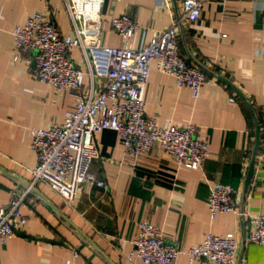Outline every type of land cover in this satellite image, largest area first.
<instances>
[{
    "label": "crops",
    "instance_id": "1",
    "mask_svg": "<svg viewBox=\"0 0 264 264\" xmlns=\"http://www.w3.org/2000/svg\"><path fill=\"white\" fill-rule=\"evenodd\" d=\"M168 5L159 8L156 0H105L98 36L102 45L120 46L121 38L112 31L109 19L128 14L139 24L132 41L137 48L154 33L177 22L179 53L188 64L206 72L210 80L194 99L190 90L178 88L171 76L160 73L152 63L144 94L145 115L159 125L198 126L200 133L208 137L209 157L201 169L177 166L174 158L155 144L131 166L117 134L104 130L93 136L98 158L88 171L95 179L104 180L106 187L83 183L74 202L68 205L44 183L31 186L37 155L30 148L28 130L61 124L65 111L72 109V97L34 79L30 57L13 62L11 52L12 30L36 11L49 13L62 33H71L65 2L0 0V206L10 201L13 193L31 187L21 207L26 223L18 232L37 237L16 235L2 245L0 264H64L73 250L79 253L77 264H109L46 208L45 199L113 264H145L138 259L127 260L141 221L161 229L165 238L181 250L200 244L208 234L232 233L238 240L236 261L242 247L238 264H264V246L248 241L253 228L250 218L264 214V129H260L254 174L244 195L255 127L240 96L217 78L230 81L245 96L256 117L261 114L264 0H208L199 19L193 22L182 18L179 2L168 0ZM70 56L80 60L76 51ZM215 182L234 189L235 211L211 220L205 202L209 186ZM177 264L210 263L203 259L190 261L180 254Z\"/></svg>",
    "mask_w": 264,
    "mask_h": 264
},
{
    "label": "built area",
    "instance_id": "2",
    "mask_svg": "<svg viewBox=\"0 0 264 264\" xmlns=\"http://www.w3.org/2000/svg\"><path fill=\"white\" fill-rule=\"evenodd\" d=\"M176 1L180 3L182 18L193 22L199 19L201 8L208 0ZM64 2L71 33H62L55 18L42 11L34 12L11 33L13 62L29 56L33 61L30 74L34 79L72 97V109L65 111L61 124L28 130L30 148L37 155L31 171V186L44 183L68 205L74 202L83 183L105 188V181L95 179L88 171L98 158L93 136L104 130L117 134L131 166L158 144L174 158L177 166L201 169L209 157V140L198 126L159 125L145 115L144 94L152 63L160 73L171 76L178 88L190 90L194 99L210 80L206 72L188 64L179 53L177 22L134 48L132 41L138 22L128 14L112 16L109 24L121 38V45L106 46L98 36L105 0ZM156 6L167 8L168 0H156ZM75 51L80 60L71 58V52ZM261 53L264 55V50ZM260 113V129H264V106ZM28 192L29 189L13 193L11 200L0 206V248L25 225L21 207ZM234 198L231 186L220 182L211 184L205 202L209 218L213 220L218 214L235 211ZM250 221L253 228L248 241L264 246V214L253 216ZM237 250L238 240L232 233L208 234L200 244L181 250L165 238L161 229L141 221L127 260L177 264L178 256L183 254L190 261L203 259L210 264H235ZM78 257V251L73 250L64 264H77Z\"/></svg>",
    "mask_w": 264,
    "mask_h": 264
},
{
    "label": "water",
    "instance_id": "3",
    "mask_svg": "<svg viewBox=\"0 0 264 264\" xmlns=\"http://www.w3.org/2000/svg\"><path fill=\"white\" fill-rule=\"evenodd\" d=\"M217 78L220 81L224 82L225 84L229 85L240 96V98L245 103V105L247 106V108L250 112V115L253 119V123H254V127H255V141H254V146L252 149L251 161H250L248 172H247V175H246L245 181H244L243 193L245 195L247 193L251 179H252L253 174H254V165H255V161H256V154H257V151L259 148V142H260V125H259L258 119H257L253 109L251 108V106L249 105L245 96L241 93V91L236 86H234L230 81H228L227 79H225L221 76H217ZM30 188L31 187H29V189ZM45 201H46V208L49 209L51 212H53L55 215H57L60 219H62L66 223V225L71 227L73 229V231L75 232L76 236L80 240L84 241L87 245H89L99 255L103 256L108 261L109 264H113L85 233H83L74 223H72L58 209H56V207L48 199H45ZM16 235H19L21 237L31 238V239H37V237H33V236H30V235H27L23 232H18V231H16ZM52 243H57V242L52 241ZM241 253H242V247H240V251H239V255H238V259L236 261L237 262L236 264H238V262L240 260Z\"/></svg>",
    "mask_w": 264,
    "mask_h": 264
},
{
    "label": "trees",
    "instance_id": "4",
    "mask_svg": "<svg viewBox=\"0 0 264 264\" xmlns=\"http://www.w3.org/2000/svg\"><path fill=\"white\" fill-rule=\"evenodd\" d=\"M257 117H258V119H259V123H260V122H261V119H260V117H261V114H260V115H258Z\"/></svg>",
    "mask_w": 264,
    "mask_h": 264
}]
</instances>
